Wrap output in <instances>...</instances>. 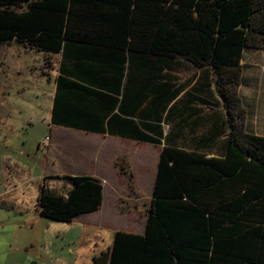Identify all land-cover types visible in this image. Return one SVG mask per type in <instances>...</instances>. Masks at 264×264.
Segmentation results:
<instances>
[{"label": "trees", "instance_id": "16d2710c", "mask_svg": "<svg viewBox=\"0 0 264 264\" xmlns=\"http://www.w3.org/2000/svg\"><path fill=\"white\" fill-rule=\"evenodd\" d=\"M9 44L60 55L61 74L88 84L110 66L121 72L130 56L141 67L154 60L158 72L187 63L213 78L224 111L221 156L165 146L143 234L114 233L92 264H264V137L245 130L238 92L244 52L264 51V0H0V45ZM144 96L141 88L136 97ZM61 118L55 104L52 124ZM53 178L68 191L41 186V218L71 224L99 209L97 180Z\"/></svg>", "mask_w": 264, "mask_h": 264}, {"label": "crops", "instance_id": "0c3cea01", "mask_svg": "<svg viewBox=\"0 0 264 264\" xmlns=\"http://www.w3.org/2000/svg\"><path fill=\"white\" fill-rule=\"evenodd\" d=\"M54 57L58 58L56 67H53L55 76L50 83L51 86L45 98L47 102L45 110L50 113L48 123L50 137L48 140L50 144H57L58 147H55L57 149L63 145L62 140L66 142V137H77L87 150V152L81 154V157L88 153L91 158H96L98 162L105 160V165L108 166L101 171H90L91 175H81L82 172L80 171L76 174L72 172V175L64 171H47L45 170L48 161L47 156L40 151L38 146L35 150L30 145L28 148L25 145L16 146L15 148L19 150V154L24 156L25 159H29L30 155L33 156L31 162L28 163L29 166L39 167L42 171L44 169V173L39 175L41 177L39 188L45 186L53 192L50 185L58 182L61 192L58 194L66 197L68 185L64 180L54 179L53 177L86 176L97 180L101 184L102 202L99 209L78 216L72 223L81 225L83 229L105 230L109 227L103 221V216L107 212L112 216H119V219L132 215L126 213V216H122V213L117 211L113 204L117 196L120 195L116 191L117 174L111 168L112 161H108L106 156V148L109 149L110 144L113 145L112 150L116 151V154L124 153L130 162L134 161V157L144 160V157L147 156L150 160L149 156L152 155V149L156 148L160 154L161 150L167 145L188 151H198L203 153L206 158L221 156L226 139L224 111L214 90L213 78L205 70H197L193 66L183 63L179 66L174 65L172 68L163 67L158 72L154 69V60L150 59L144 67H141L139 62L136 61L137 58L130 56L126 57L121 72L115 66H110L104 73V79L98 81L95 85L61 74L59 69L62 58L60 55ZM240 65L242 67V62ZM64 66H67V64H64ZM60 76L65 78L62 80V86L61 82L58 81ZM119 77H121L120 80H118ZM114 83L117 84V88L114 87ZM165 85L168 86L166 90L169 92V96L165 95ZM141 88L145 89V96L138 101L136 94ZM175 91H178L176 96H171ZM49 104L51 108H49ZM55 104L58 108V114L62 117L61 119L66 121L63 124H52L51 122ZM245 130L251 133L247 128ZM69 132H74L75 135H70ZM81 136L98 137L100 141ZM154 141H158L159 144H155ZM11 143L13 141L8 135L0 142V201L19 190L26 189L29 185V183H26L24 188H18V185L27 181L28 176L20 177L17 174L14 178L9 174L13 175V170L8 173V166H12V164L14 166V163L9 161V157L14 154L7 149ZM49 157L53 161L56 160L54 154H50ZM109 157L111 158V156ZM158 159L159 155L155 161V176L152 177L151 184L147 183L148 191L150 187L151 197ZM124 162L122 160L115 163L123 176L126 173ZM130 169L132 170V176L130 175L131 177L128 178L131 185H128L127 189L133 197H136L137 193L132 182L135 181L137 185H140L143 178L141 177L139 180V177H135L131 166ZM142 173L141 176H145L144 172ZM123 176L121 177L124 178ZM38 197L39 195L36 197L35 207ZM148 201L150 200L148 199ZM2 205L5 206L3 203ZM143 207H147V203H143ZM35 211L37 212V208H35ZM143 223L145 224V216ZM119 227L121 226H111L107 229H110L113 235L118 231L135 234L120 230ZM1 244H4L3 249L5 248L6 253L3 264H10V261L13 264H31L32 258L30 256H24V253H22L23 255L14 256L10 248L5 245L6 243L1 242ZM23 249L25 251L26 248ZM102 252L104 251H101L99 255Z\"/></svg>", "mask_w": 264, "mask_h": 264}, {"label": "rangeland", "instance_id": "374dc122", "mask_svg": "<svg viewBox=\"0 0 264 264\" xmlns=\"http://www.w3.org/2000/svg\"><path fill=\"white\" fill-rule=\"evenodd\" d=\"M47 61L50 67L46 64ZM57 62L58 58L54 56L24 49L16 44L0 45V142L7 135L13 141L7 148L14 154L9 157V161L14 163V166L13 164L8 166V173L12 170L14 173L13 175L9 173L10 176L14 178L17 174L20 177L28 176L27 181L17 187L22 189L29 183L26 189L19 190L0 201V264L4 263L6 256L4 244L1 242L6 243L14 256L23 255L22 253L24 256H30L33 261L31 264H92L95 256L112 246L113 234L107 228L121 226L119 229L126 232L135 234L143 232V219L147 208L143 207V203H148V199L151 198L147 183L151 184V179L155 176V161L159 155L156 148L152 149L150 160L147 156L144 160L134 157L133 162H130L124 153L116 154V151L112 150V144L109 145V149L106 148L107 160L112 161L111 168L117 174L116 191L120 195L113 202L114 207L122 216L131 213L130 217L119 219V216H112L107 212L103 216V221L109 227L105 230H94L83 229L81 225L74 223L51 222L40 218L35 211V201L39 195L38 186L41 184L39 175L44 173V169L42 171L39 167L29 166L28 163L33 156L25 159L19 154L16 146L25 145L28 148L30 145L34 150L38 146L47 156L45 168L47 171H64L69 175L80 171L81 175H91L90 171H101L108 166L105 165V160L98 162L88 153L81 157L87 150L77 137H66L68 140L66 139V142L62 140L63 145L57 149H55L58 147L57 144H50L48 140L50 113L45 110L47 104L45 98L55 76L53 67H56ZM241 62L243 73L239 95L246 111L245 128L252 134L264 137V51H246ZM69 134L75 135L74 132ZM81 137L100 141L98 137ZM50 154L56 156L55 161L51 160ZM121 159L125 161L126 166L124 176L115 166L117 161H122ZM130 166L135 177H139V180L143 178L140 185L132 182L137 198L127 189V186L131 185ZM142 172L146 177L141 176ZM50 189L56 194L61 193L58 182L50 185ZM110 191L112 192L111 189ZM23 248H26L25 251ZM10 264H13L12 261Z\"/></svg>", "mask_w": 264, "mask_h": 264}]
</instances>
